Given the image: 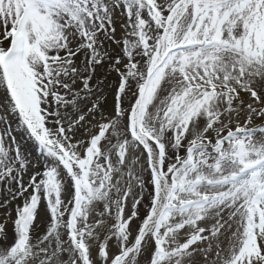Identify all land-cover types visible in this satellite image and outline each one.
<instances>
[{"label":"snow or ice","instance_id":"1","mask_svg":"<svg viewBox=\"0 0 264 264\" xmlns=\"http://www.w3.org/2000/svg\"><path fill=\"white\" fill-rule=\"evenodd\" d=\"M0 264H264V0H0Z\"/></svg>","mask_w":264,"mask_h":264}]
</instances>
